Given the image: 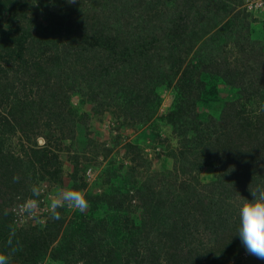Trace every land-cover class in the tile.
<instances>
[{"label": "trees", "instance_id": "16d2710c", "mask_svg": "<svg viewBox=\"0 0 264 264\" xmlns=\"http://www.w3.org/2000/svg\"><path fill=\"white\" fill-rule=\"evenodd\" d=\"M23 1L0 0V15L6 12L9 23L4 28L0 20V107L5 111L0 116V252H10L6 241L14 229L18 251L10 264H224L229 258L234 264H257L254 256L242 257L246 250L236 231L241 196L251 198L248 188L264 184V49L250 40L245 18L263 20L264 11L245 10L243 0H233V6L228 0ZM237 4L229 20L237 25L228 38L239 68L231 70L227 45L216 41L222 28L202 44L199 40ZM193 23L199 33L191 37ZM198 44L191 66L196 81L199 75L220 80L232 98L216 94L221 101L216 112L192 107L181 113L186 115L181 139L190 151L159 190L144 182L131 194L86 193L89 209L103 205L128 214L135 200L136 238L126 247L99 243L96 234L106 227L94 210L77 211L67 220L64 208L53 220L46 207L43 224L37 222L40 214L37 219L12 215L32 183L46 180L55 189L69 179L82 189L79 180L99 154L87 126L90 114L99 119L118 94L125 99L145 94L148 80L172 78L184 61L180 56ZM72 94L91 105L90 113L79 114L69 105ZM188 97L193 98L185 100L187 107L203 96L198 88ZM115 113L123 124L141 121L130 109ZM127 145V151L136 150ZM14 175L19 182H13ZM157 193L170 221L167 230L151 221ZM202 238L211 242L199 247Z\"/></svg>", "mask_w": 264, "mask_h": 264}, {"label": "rangeland", "instance_id": "374dc122", "mask_svg": "<svg viewBox=\"0 0 264 264\" xmlns=\"http://www.w3.org/2000/svg\"><path fill=\"white\" fill-rule=\"evenodd\" d=\"M16 1L18 2V0ZM23 2H26V0ZM28 2H31V0H28ZM233 2V0H228L229 5ZM36 8L37 7L32 6L31 10H36ZM239 8L240 4L235 5V10L232 14H228L220 24L213 28V31L202 35L199 40V43L202 44L210 35L215 33L217 35V32L223 29V31L216 36V41L219 44L224 42V44L227 45V52H225V55L227 60H229V68H231V70L239 68V61L235 47L229 50L232 40H230L231 37L228 38V33L232 28H236L237 25H232L229 20L236 16V14H233L236 13ZM262 15H264V13ZM7 16L6 12L0 15V20L4 28L9 25ZM37 16L38 19L41 18L40 15ZM238 17L242 18L244 16L240 14ZM245 18L250 24V40L257 41L264 49V22H261L264 21V16L263 20H255L251 17ZM222 25H224V27ZM226 27L229 28L226 29ZM196 30L197 25L193 23L188 27L187 35L194 37V34L199 33L198 31L196 32ZM243 30L244 29L241 31ZM196 46L197 47H192V50H187L188 54H186V56H180L184 61L182 65L176 69L175 75H171L172 78L164 81L157 79L148 80V90L145 94H133V96L127 99L123 97V94H118L115 98L116 103L110 106V111L104 112L99 119L92 117L90 114L87 126L91 129V139H95V141L99 143V145H97L99 154L94 156L90 166L86 168L84 176L79 180L83 182L81 190H83L85 194L89 192L99 195L103 192L116 193V191L118 193L126 192L131 194L144 182L153 188L166 183L167 178L171 175V171L174 167L180 165L183 157L190 151L187 144H183L181 139V133L183 132L182 128H184L183 123L186 116H181V113H186L185 109H190L192 107L197 112H203L205 108L210 109L208 112H216L221 106V101L216 98V94L221 98H232L231 94H228V87L226 84H222L220 80H212L205 75H199L198 81H196V71L194 69L191 71V66L196 63V59H194L195 52L197 48H201L199 44ZM32 72L35 73L36 70ZM116 83L119 82L116 81ZM198 88L200 94L203 96L202 99H195L194 104L187 107L185 100L191 99L192 101L193 98L188 97L190 91L192 90L195 92ZM205 104L210 107H206ZM69 105L73 109H76L79 114L90 113L91 105L87 102L81 103L76 94L70 96ZM128 109L133 110V115L138 117L141 121L136 124H131L130 121H127L126 124H123L122 115L116 116L115 110L126 112ZM1 114L5 116V111L0 107V116ZM43 142V139L39 137L37 140L38 146H42ZM127 144L135 146L136 150L127 151ZM64 163L65 166L68 164L66 161ZM88 170L89 175L86 174ZM65 171L69 173L68 169ZM203 171L204 176L210 175V170L206 167ZM185 179L186 177H183L180 182ZM48 183L49 181L46 180L40 183L44 189L43 193L46 194L45 196H47L48 192L54 190ZM72 185L69 179L65 180L64 187H72ZM157 189L158 188L155 190ZM161 198L162 195L160 196L159 193H157L155 206L151 210V221L156 226L164 227V229L167 230L170 221L163 216L165 205L164 199ZM40 201L44 203L41 208L46 209L47 197L41 198ZM130 204H132L134 208H132L128 214L104 210L105 207L103 205H101V207L93 209L91 207L85 210H94L93 216L101 219L100 221L104 223L106 227V232L102 233L99 231L96 234V240L99 243L115 247L116 245L119 247H126L130 239L133 240L137 237V234L140 232L139 210L135 209V200H132ZM65 209L67 211V220L71 219L72 215L77 212L68 208ZM19 224L20 225L17 224V227L20 228L21 223ZM188 225H190L189 222ZM208 240L209 239L202 238L198 246L201 247L206 242H211ZM247 255L245 251L242 257ZM239 260L238 258V261ZM256 261L257 264H264V261L260 262V259L256 258ZM209 263L211 264L210 261ZM226 263L234 264V258L225 260L224 264ZM38 264H46V262H40Z\"/></svg>", "mask_w": 264, "mask_h": 264}, {"label": "clouds", "instance_id": "9594fccd", "mask_svg": "<svg viewBox=\"0 0 264 264\" xmlns=\"http://www.w3.org/2000/svg\"><path fill=\"white\" fill-rule=\"evenodd\" d=\"M69 3H75V0H68ZM263 10V9H262ZM19 175L13 176V182H19ZM251 198L241 196L238 208L239 224L236 235L245 248L247 254L264 260V184H257L249 189ZM30 195L24 198L18 204V213L21 216H27L37 219L40 213V197L44 189L39 183H32L29 186ZM68 208L73 211H84L88 208V201L83 190L75 187L57 186L53 191L47 193V212L53 220L61 218V209ZM43 222H39L43 224ZM14 221V218H13ZM16 236L14 229L10 230L6 241L10 252L8 254L0 252V264H10V255L18 251L17 246H13V239ZM17 241V245H18Z\"/></svg>", "mask_w": 264, "mask_h": 264}, {"label": "built area", "instance_id": "2783aa9c", "mask_svg": "<svg viewBox=\"0 0 264 264\" xmlns=\"http://www.w3.org/2000/svg\"><path fill=\"white\" fill-rule=\"evenodd\" d=\"M243 6L245 8V10L247 11H261L264 7V0H243ZM87 175H89V170L86 173ZM12 215L13 212H15V214L18 212L17 209H14V207H12ZM46 213V209L40 208V217L37 219V221L39 222H43L44 221V217L43 215ZM14 218V216H13ZM14 221L17 223H20V220L18 218H14Z\"/></svg>", "mask_w": 264, "mask_h": 264}]
</instances>
